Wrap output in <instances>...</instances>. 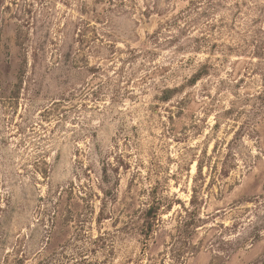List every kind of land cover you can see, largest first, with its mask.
Here are the masks:
<instances>
[{
	"label": "rangeland",
	"instance_id": "obj_1",
	"mask_svg": "<svg viewBox=\"0 0 264 264\" xmlns=\"http://www.w3.org/2000/svg\"><path fill=\"white\" fill-rule=\"evenodd\" d=\"M0 264H264V0H0Z\"/></svg>",
	"mask_w": 264,
	"mask_h": 264
}]
</instances>
